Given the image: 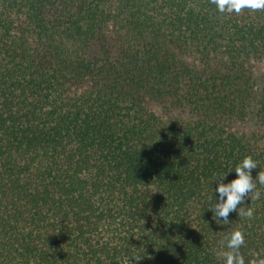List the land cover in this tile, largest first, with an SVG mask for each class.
Listing matches in <instances>:
<instances>
[{
	"label": "trees",
	"instance_id": "trees-1",
	"mask_svg": "<svg viewBox=\"0 0 264 264\" xmlns=\"http://www.w3.org/2000/svg\"><path fill=\"white\" fill-rule=\"evenodd\" d=\"M247 155L255 177L264 10L0 0V264H224L234 229L264 256V187L251 219L207 210Z\"/></svg>",
	"mask_w": 264,
	"mask_h": 264
},
{
	"label": "clouds",
	"instance_id": "clouds-1",
	"mask_svg": "<svg viewBox=\"0 0 264 264\" xmlns=\"http://www.w3.org/2000/svg\"><path fill=\"white\" fill-rule=\"evenodd\" d=\"M219 13L240 14L242 10H264V0H210ZM259 168L258 161L251 155L240 160L234 169L225 173L215 174L211 184L215 182V188H211V206L207 209L212 213V220L219 225L231 223L230 214L251 219L254 216L252 207L245 208L249 201H256L261 198V191L258 188L264 187V171H259L253 176V170ZM234 172L235 178L227 181L228 174ZM215 193V196H214ZM245 244V234L239 230H231L226 237L218 242V252L223 258L224 264H264V256L259 254L254 260L247 261L241 253ZM136 261L140 258L130 257ZM129 258V264H130Z\"/></svg>",
	"mask_w": 264,
	"mask_h": 264
}]
</instances>
